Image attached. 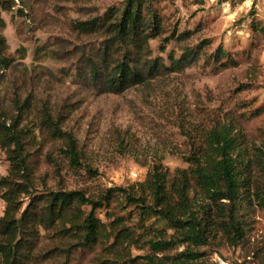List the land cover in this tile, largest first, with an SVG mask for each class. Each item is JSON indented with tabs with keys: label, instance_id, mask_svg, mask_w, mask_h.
Returning a JSON list of instances; mask_svg holds the SVG:
<instances>
[{
	"label": "rangeland",
	"instance_id": "1",
	"mask_svg": "<svg viewBox=\"0 0 264 264\" xmlns=\"http://www.w3.org/2000/svg\"><path fill=\"white\" fill-rule=\"evenodd\" d=\"M126 1L21 0V15L1 14L8 54L17 63L1 83L0 97L11 91L21 98L34 95L35 108L45 106L54 121L60 120V129L74 138L81 166L96 172L71 166L63 140L36 132L27 151L39 191L46 187L93 195L142 181L155 163L170 171L186 168L181 156L188 154L192 140L229 116L239 120L250 152L264 154V33L255 30L264 28V0L154 2L162 33L149 41L151 57L169 65L170 55L178 59L191 49L199 55L187 68L159 70L155 78L114 94L105 91L103 80H90L86 65V58L101 50L103 29L82 33L73 26L102 18L109 10L119 12ZM219 51L224 55L216 60ZM26 122L38 125L37 111ZM7 172L0 151V176ZM256 175L264 181V175ZM250 221V243L254 239L261 246L264 210L251 212ZM53 237L40 232L38 249H49ZM251 246L244 250L213 244L199 252L211 264H260L251 258ZM96 252L74 251L69 264H94ZM143 253L132 251L133 256Z\"/></svg>",
	"mask_w": 264,
	"mask_h": 264
},
{
	"label": "trees",
	"instance_id": "2",
	"mask_svg": "<svg viewBox=\"0 0 264 264\" xmlns=\"http://www.w3.org/2000/svg\"><path fill=\"white\" fill-rule=\"evenodd\" d=\"M157 1L127 0L119 12L74 23L82 33L103 29L101 50L87 57L86 65L90 80H103L105 91L121 93L155 78L159 70L178 72L199 55L192 49L178 59L170 55L169 65L151 57L149 41L162 33L153 7ZM20 3L0 0V85L17 63L8 54L1 14L21 15ZM223 55L219 51L214 58ZM34 100L15 91L0 97V151L8 162L7 175L0 176V264H69L72 253L82 249H97L94 264H211L199 248L213 244L244 250L252 245L251 258L264 264V243H250V213L264 210V181L256 175H264V154L250 152L239 120L229 116L206 127L181 156L186 168L170 171L155 163L142 181L93 195L39 191L27 151L36 132L63 140L70 165L93 171L81 166L75 140L60 129V120L54 121L45 106L36 109ZM33 111L38 125L26 122ZM46 231L54 234L51 247L38 249L40 232ZM133 250L144 253L133 256Z\"/></svg>",
	"mask_w": 264,
	"mask_h": 264
}]
</instances>
